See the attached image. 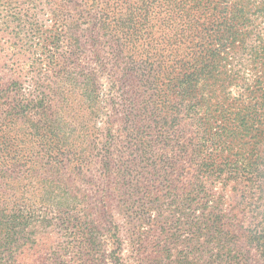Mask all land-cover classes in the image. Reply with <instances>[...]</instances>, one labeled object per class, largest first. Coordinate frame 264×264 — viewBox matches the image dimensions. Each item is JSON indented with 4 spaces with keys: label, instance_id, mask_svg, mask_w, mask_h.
<instances>
[{
    "label": "trees",
    "instance_id": "1",
    "mask_svg": "<svg viewBox=\"0 0 264 264\" xmlns=\"http://www.w3.org/2000/svg\"><path fill=\"white\" fill-rule=\"evenodd\" d=\"M0 264H264V0H0Z\"/></svg>",
    "mask_w": 264,
    "mask_h": 264
},
{
    "label": "rangeland",
    "instance_id": "2",
    "mask_svg": "<svg viewBox=\"0 0 264 264\" xmlns=\"http://www.w3.org/2000/svg\"><path fill=\"white\" fill-rule=\"evenodd\" d=\"M63 119L64 120H66L67 122H70V123H72V121L74 120V119H78V117H63ZM97 119H99V121H98V127H100V128H103V124H104V122H105V117H102V116H99ZM104 121V122H103ZM64 235V234H63ZM59 238H61V241H64V239H65V237L64 236H62V234H59Z\"/></svg>",
    "mask_w": 264,
    "mask_h": 264
}]
</instances>
